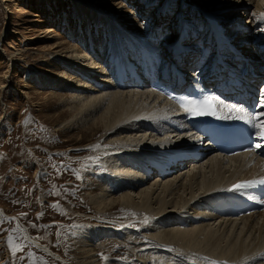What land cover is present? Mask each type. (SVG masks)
Wrapping results in <instances>:
<instances>
[{
	"label": "rangeland",
	"instance_id": "rangeland-1",
	"mask_svg": "<svg viewBox=\"0 0 264 264\" xmlns=\"http://www.w3.org/2000/svg\"><path fill=\"white\" fill-rule=\"evenodd\" d=\"M227 2L214 0V4L220 3V6L225 7ZM206 5V0H9L5 3L0 1V35L2 30L5 31L0 38V86L6 85L0 89V175H5L8 187L23 192L18 195L21 196L26 191L30 199L29 203L39 200V204L44 208L43 214L38 215L35 222L21 220L20 218L24 219V214L30 212L20 209L19 201L11 200V203L10 199L1 201L5 188L1 187L0 182V210L2 208L7 215L13 213L20 217L18 219L16 216L5 215L15 223L16 232L14 228L2 225L4 224L2 221L6 220L1 214L2 210L0 211V264H64L61 258L69 264H79L83 259L81 255L84 254L78 250L79 240L84 242V236L89 229L96 231L112 223L120 226L122 233H116L118 236L111 238L112 240L107 238L101 247L96 245L93 247L95 263L132 264L137 257L141 259L139 255H144L147 259L145 254L152 252L156 247L155 244H162L150 237V232H155L150 231L148 226L151 211H148L150 214L143 212V215H139L135 212L136 209L126 210L117 202L107 210L100 209L92 203L90 198L98 192L97 187H105L108 179L114 174L105 163L110 152L108 148L111 147L109 139L101 136L102 130H96L91 135L95 130H86L80 124L65 126L64 123L70 120L69 112L73 109V107L69 109L73 105L70 90L61 88L57 83H48L51 82L48 78L51 74L47 72L54 74L53 76L60 74L70 76L74 81H84V85L91 81L83 80L75 71L68 70L63 66L64 64L58 63L59 60L48 51L47 46L58 42L63 43L64 49L69 46L70 49L75 47L80 54L86 58L90 57L89 61L94 59L96 65L102 66L104 72L110 74L113 79L115 70L110 65L112 61L108 49L109 29L107 25H103L107 22L102 19L113 22L122 29L126 26L121 23L123 19L119 18L127 15L128 12L131 13L128 14L129 18H133L134 24L139 26L138 36L144 42L147 40V43H155L152 51L157 55V59L153 56L152 58L162 64L166 59L163 52L168 49L166 41L170 42L172 39L174 41L180 32H185V36L189 38L194 31L206 29V19L202 13ZM197 6L200 8H196ZM78 7L80 10H77ZM228 9L230 18L225 20L226 23L238 19L245 24L247 13H242L241 10L242 15L238 14V11L232 13L231 9L226 7L220 15L215 16L222 18L224 13H228ZM65 19L70 23L69 30L67 27L64 28ZM178 19H182L180 29L177 28ZM255 19L257 20L256 17ZM219 24L223 25L224 22ZM257 24L253 30L261 37H253L255 33L252 31L251 38L254 40V45L258 44L264 48V25ZM229 26L224 25L226 28H231ZM45 29L52 31L45 34ZM211 32L213 33L212 29ZM204 34L197 40L201 42L203 40L205 43L196 41L200 44L196 51L201 47L205 51L209 50L213 45L207 43L209 35L206 34L205 38ZM234 40L232 38V43L239 44ZM91 47L99 52L100 59L95 56L96 52ZM155 49L159 50L157 51L159 54ZM12 53L16 56L10 61L8 55ZM141 57L142 54L137 53L134 58L138 62ZM111 86L115 87L113 84ZM94 87L97 89L96 92L112 90L100 86ZM118 89L124 90L129 87L126 85L124 89ZM99 164L104 165L103 168H107L110 174L106 175L105 179L91 181V178H101L102 169L98 167ZM18 175L21 183L16 185L13 179ZM155 178V173L147 176L148 182ZM111 191L120 193L113 189ZM47 199L52 202L46 203ZM125 211L126 213L123 214ZM122 224L128 227L124 229ZM30 237L38 239L42 246L48 245L46 249L49 251L44 250L41 245L29 242ZM170 248L173 251L163 247L158 252L161 253L164 249L172 254L181 255L178 246L171 245ZM50 252L58 256L54 257ZM84 259L88 262V258ZM146 264L150 263L146 262Z\"/></svg>",
	"mask_w": 264,
	"mask_h": 264
},
{
	"label": "bare ground",
	"instance_id": "bare-ground-1",
	"mask_svg": "<svg viewBox=\"0 0 264 264\" xmlns=\"http://www.w3.org/2000/svg\"><path fill=\"white\" fill-rule=\"evenodd\" d=\"M0 1L5 3L9 0ZM226 1H228L226 7L231 9L230 12L238 11V14L241 15L243 12L247 13L245 24L236 18L235 21L226 23L225 20L230 18L228 16L229 9L222 18H218L215 15H220L226 7L220 6V3L214 4V0H206V9H202L204 19H206V29L194 31L189 38L185 36V32H180L174 41L172 39L174 43L172 41L170 43L169 40L165 42L168 49H163L166 59L164 58L165 61L162 63L167 71L173 70L172 73L169 72L170 75L190 80L193 73H202L200 63L203 55L207 54H204L206 51L203 52L202 47L199 48L200 54L199 50L196 51L200 47L198 43H205L203 40L202 42L197 40V38L206 33L209 35V40L206 41L213 44L210 47L213 52L215 51L213 47L216 46L218 48L216 52L220 54V57L230 62L231 58L229 59L227 54L224 56L222 50L226 52L227 49L224 47H232L236 57L247 60L248 66L256 69L259 73L252 76L254 82L264 77L262 70L264 68V48L258 44L254 45V40L251 38L253 34H250L252 31L255 33L253 27L256 26V23H258L257 25L261 23L264 25V0ZM214 5L217 7L214 8ZM196 8L200 7L197 6ZM17 10L19 9L17 8ZM77 10H80V7ZM128 14L131 15L129 12ZM128 14L119 18L123 19L121 23L126 26L122 29L113 22L102 19L107 22L103 25H107L109 29L108 49L112 61L110 65L115 70L113 79L110 74L104 72L105 69L102 66L96 65L94 59L89 61L90 57L86 58L80 54L77 48L72 47L70 49L69 46L64 49L63 43L58 42L47 46L48 51L59 60L58 63L64 64L63 66L68 70L75 71L83 80L91 81V83L84 85V81H74L70 76L62 74L53 76L54 74L47 72L51 74V77H48L51 82L48 81V83H57L61 88L65 87L70 90L73 105L69 109L72 107L73 109L69 112L70 120L64 123L65 126L71 127L80 124L86 130H95L92 134L90 133L91 135L96 130H102L101 136L109 139L111 147L108 148L110 152L108 151L107 158L105 157V163L108 168L114 171V174L108 179L105 187H97L98 192L90 198L92 203L100 209L105 208L107 210L117 202L126 210L136 209L135 212L139 215H143V212H147V214H150L148 211L152 212L149 215L150 223L148 226L150 228H148L155 232L149 231L150 237L162 244H155L156 247L153 251L145 254L147 259L144 258V255H139L141 259L134 258L132 264H146V262L150 264H264V211L238 218L217 217L213 213L207 212L214 191L222 186H229L237 180L251 177L263 168L262 159L248 157V153L227 157L214 153L211 148H206L209 152L206 157L188 164L190 166L188 169H181L179 163L167 168V162L171 159L169 148L178 149L199 145L196 138L198 136L186 134L188 133L187 129L182 127L179 122L174 121L178 108L171 99L162 95L163 90L155 86L149 87L148 84L151 82L148 80L147 74H163L154 66L152 56L157 59V55L152 49L155 43H147V40L145 43L138 36L139 26L134 24L135 20L129 18ZM78 17L80 19V13H78ZM181 20H179L177 28L180 27ZM64 21V28L67 27L69 30L70 23L66 19ZM219 22H224V24L221 25ZM224 25L226 27L230 25L231 28H226ZM44 31L45 34H48L52 30L45 29ZM4 32L2 30L1 34L3 35ZM206 34L204 37L207 36ZM49 37H51L50 34ZM253 37L259 38L261 35L255 33ZM232 38L235 39V43L239 44L232 43ZM91 40L93 41V39ZM156 49V52L159 51ZM94 52H96L95 56L100 59L99 52L96 50ZM137 53L142 54L138 62L134 58ZM157 54L159 53L157 52ZM13 56L16 55L13 53L8 55V59L12 61ZM134 60L136 61L134 62ZM191 61L195 64L193 67H190ZM209 61L210 70L219 67L216 58ZM127 69L133 75L128 74ZM162 82L163 80L156 81V83ZM112 84L116 88L111 86ZM126 85L129 89H124ZM5 86L2 84L0 89ZM94 86L111 88L112 90L96 92L97 89ZM63 100L66 99L63 98ZM60 126L62 125L60 124ZM259 134L264 137V124L259 129ZM203 150L205 149L203 148ZM179 156L178 153L175 154V157ZM98 167L102 169L101 178H91V181L105 179V176L110 174L107 168H103L104 165L99 164ZM169 168L176 170V172L168 175ZM152 173H155L156 178L148 182L152 177L148 180L147 176ZM112 189L120 193H112ZM125 213L126 211L123 214ZM91 223L94 224V222ZM98 225L100 224L98 223ZM122 226L124 229L128 227L123 224ZM120 232V226L113 225V223L96 231L89 229L84 236V242L79 240L80 249L78 250L80 253L81 251L84 252L81 255L83 259L80 260L79 264H98L93 258L95 252L93 247L95 245L101 247L107 238L117 237L116 233ZM31 240L34 241V239ZM38 245L41 244L38 243ZM171 245L178 246L181 249H179L181 255L172 254L169 250L165 251L164 249L159 253L160 248L163 247L172 250ZM42 247L47 252L49 251L46 247ZM50 254L54 257L58 256L52 252ZM85 257L88 258V262L84 261ZM149 257L150 259H148ZM61 261L64 264H69L63 258Z\"/></svg>",
	"mask_w": 264,
	"mask_h": 264
},
{
	"label": "crops",
	"instance_id": "crops-1",
	"mask_svg": "<svg viewBox=\"0 0 264 264\" xmlns=\"http://www.w3.org/2000/svg\"><path fill=\"white\" fill-rule=\"evenodd\" d=\"M6 181H7V179H6L5 175H0L1 187H4L5 188L4 189V194H3V196H1V199L2 200L1 199L0 200L4 202L5 199H10L9 200L10 203H11V200H13V201H19V202H21V205L19 206V208L22 209L24 212H30V214H28V213L24 214V217H23L24 219L20 218L19 216H17L16 214H13V213H11V215L8 214L9 216H11V217L16 216L18 219L20 218L21 220L34 221L35 219L38 218V215L40 216L41 213L43 214L44 208L42 207V204H39L40 203L39 200L36 201L35 203L34 202L29 203L30 199H29L28 193H26V191H25V194H23V195L20 196L18 194H21L23 192H18L16 190L12 189L10 186L8 187V184H7ZM13 181L15 182L16 185H19L21 183L20 175L15 176L14 179H13ZM6 190H7V192H6ZM30 197H32V196H30ZM51 202H52V200H49V199L46 200V203H48V204H50ZM11 208L16 209L14 207H11ZM1 210H2L1 211L2 213L1 214L4 215V218L6 220V221H2V222H4V224H2V225H6L9 228H14L16 230V232H17L15 223L14 222L12 223L11 220H9L7 218L9 216L6 213L3 212V209L2 208H1ZM5 215H7V217H5ZM41 221H40V224H41ZM46 226H48V224ZM31 239H34V238H31ZM28 241L29 242H32V243H35V244H38L39 243V244L42 245V243L40 241H38V239H34L35 242L33 240L30 241L29 239H28ZM43 246H45L46 248H48L47 247L48 245L47 246L46 245H43Z\"/></svg>",
	"mask_w": 264,
	"mask_h": 264
}]
</instances>
